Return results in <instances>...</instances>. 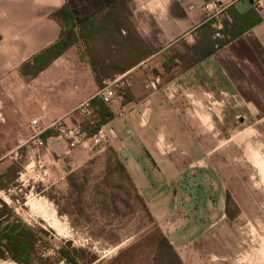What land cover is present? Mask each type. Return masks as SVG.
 <instances>
[{
  "label": "crops",
  "instance_id": "obj_1",
  "mask_svg": "<svg viewBox=\"0 0 264 264\" xmlns=\"http://www.w3.org/2000/svg\"><path fill=\"white\" fill-rule=\"evenodd\" d=\"M260 1L261 23L205 58V49L219 36L207 26L210 20L215 19L213 27L220 30L223 20L230 19L226 9L246 13L256 7L252 0H121L101 18L105 30L89 48L73 46L38 76L27 79L21 67L57 42L61 27L51 15L66 1L0 0V148L22 149L57 170L66 162L74 169L82 166L91 158L85 145L69 153L51 125L70 120L105 83L125 78L127 85L117 90L125 92V101L110 104L116 114L107 126L118 138L112 146L152 214L166 227L173 199L166 193L163 175L169 156L166 141H174L166 136V124L172 123L168 118L175 115L185 128H197V110L186 107L183 99L215 92L202 88L199 71L205 64H210V82L212 68L225 79L228 95L239 98L238 84H264V0ZM182 51L194 61L184 62L181 74L174 76L179 67L174 54ZM123 107L129 112L118 118ZM34 119L43 130L40 152L34 145ZM13 150L0 155V165ZM0 170L6 172L1 166Z\"/></svg>",
  "mask_w": 264,
  "mask_h": 264
},
{
  "label": "rangeland",
  "instance_id": "obj_2",
  "mask_svg": "<svg viewBox=\"0 0 264 264\" xmlns=\"http://www.w3.org/2000/svg\"><path fill=\"white\" fill-rule=\"evenodd\" d=\"M174 56L179 65L174 76L181 74L184 62L194 61L184 51ZM199 72L202 88L215 92L183 99L186 107L197 110L196 129L185 128L175 115L168 118L172 123L166 124V136L174 141L173 145L166 141L169 156L163 175L166 193L173 199L166 227L157 223L186 264H264V84H238L237 98L228 95L225 79L214 68L210 82V64ZM119 94L124 102L125 92ZM113 139L118 141L112 138L104 149L85 144L91 158L75 169L66 162L57 170L42 158L46 175L38 169V157L1 147L0 155L8 150H13L12 157L18 155H9L0 165L6 171L0 174V199L29 225L44 230L47 241H72L89 258L96 256L97 264H108L154 227L118 169ZM247 151L257 163H251ZM73 172L84 188L81 193L70 187L68 176ZM98 190L108 196L105 211L97 203L102 199ZM228 195L235 203L234 218L226 215ZM144 250L145 261L149 252ZM47 253L52 255L53 250Z\"/></svg>",
  "mask_w": 264,
  "mask_h": 264
},
{
  "label": "trees",
  "instance_id": "obj_3",
  "mask_svg": "<svg viewBox=\"0 0 264 264\" xmlns=\"http://www.w3.org/2000/svg\"><path fill=\"white\" fill-rule=\"evenodd\" d=\"M65 1V5L51 15L52 19L61 27L59 39L22 65L20 71L25 78L31 79L38 76L73 46L82 45L86 49L89 48L93 38L102 34L105 30L101 18L112 8L118 6L121 0ZM252 3L256 7L246 13H238L235 7L226 9L230 19L223 20V27L220 30L213 27V24L217 21L215 19L210 20L207 26L212 28V34L218 33L221 37H217L208 50L205 49L203 57L212 56L218 50L261 23L260 9L257 7L256 1L252 0ZM194 51H197V47H194ZM83 57L84 53H82ZM202 60L204 59H200L199 62ZM91 104L94 108V114L89 118H80L79 120L83 129L88 134L93 135L102 126L112 121L116 113L109 104L96 97L92 99ZM77 119L75 114L68 121L77 123ZM44 137L46 136L44 135ZM112 152L117 161L118 169L130 183L137 201L144 207L145 215L154 227L139 236L133 244L121 250L108 264H143L146 261L149 264H186L160 228L125 164L113 149ZM77 176V173H70L68 181L72 189L81 193L84 188L79 186ZM5 188V185L2 184L1 189L5 190ZM98 192H100L102 199L97 203L101 204L100 210L105 211L108 208V196L103 190H98ZM226 203V215L234 218L236 214L231 212V206L235 203L231 195L227 196ZM44 235L46 236L44 230L29 225L15 213L8 203L0 199V260L11 261L16 264H97L96 262L99 259L96 256L89 258L86 250L75 247L72 241L55 244L47 241ZM144 248L149 252V256L145 261L142 257L144 255L142 252L145 251ZM50 249L53 250L52 255L47 253Z\"/></svg>",
  "mask_w": 264,
  "mask_h": 264
},
{
  "label": "built area",
  "instance_id": "obj_4",
  "mask_svg": "<svg viewBox=\"0 0 264 264\" xmlns=\"http://www.w3.org/2000/svg\"><path fill=\"white\" fill-rule=\"evenodd\" d=\"M256 4L259 6L261 1L255 0ZM127 85L125 79H117L112 82L105 83L104 87L101 88L96 98L102 100L106 104H111L115 99L122 100V95L117 91ZM93 97V98H95ZM92 98V99H93ZM92 99L84 101L76 109L77 123L61 119L52 123L51 128L55 129L58 136L66 143L69 151L85 145L88 142L93 143L94 147L104 149L115 137V131L109 128L107 125L102 126L96 133L93 135L88 134L83 127L80 125V118H89L94 114V108L91 104ZM128 113L126 107H123L118 113V118H124ZM32 130L34 137V145L40 152L44 147V140L42 139L43 130L40 125L39 119H34L32 121ZM38 169L44 175L48 173L44 160L41 157H38Z\"/></svg>",
  "mask_w": 264,
  "mask_h": 264
},
{
  "label": "bare ground",
  "instance_id": "obj_5",
  "mask_svg": "<svg viewBox=\"0 0 264 264\" xmlns=\"http://www.w3.org/2000/svg\"><path fill=\"white\" fill-rule=\"evenodd\" d=\"M247 155H248V157H249V159H250L252 164L257 163L256 159H255V155L251 151H247Z\"/></svg>",
  "mask_w": 264,
  "mask_h": 264
}]
</instances>
